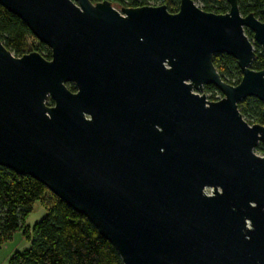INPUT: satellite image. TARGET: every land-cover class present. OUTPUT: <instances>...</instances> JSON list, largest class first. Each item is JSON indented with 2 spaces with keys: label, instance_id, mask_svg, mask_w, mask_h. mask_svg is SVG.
<instances>
[{
  "label": "water",
  "instance_id": "water-1",
  "mask_svg": "<svg viewBox=\"0 0 264 264\" xmlns=\"http://www.w3.org/2000/svg\"><path fill=\"white\" fill-rule=\"evenodd\" d=\"M227 3L0 0L50 50L15 58L0 42V167L86 217L122 264H264V126L237 108L256 99L264 118L245 34L264 55V22ZM216 55L235 60L237 86ZM209 86L219 101L200 95Z\"/></svg>",
  "mask_w": 264,
  "mask_h": 264
},
{
  "label": "trees",
  "instance_id": "trees-1",
  "mask_svg": "<svg viewBox=\"0 0 264 264\" xmlns=\"http://www.w3.org/2000/svg\"><path fill=\"white\" fill-rule=\"evenodd\" d=\"M91 3L109 2L113 7H159L165 6L170 14L178 12L180 0H89ZM201 4V10L214 15L228 12L227 0H192ZM239 13L245 17L252 14L264 22V0H236ZM252 39V34L245 30ZM32 35L27 27L15 16L0 6V42L13 57L28 54V40ZM256 46V45H255ZM251 64L254 71H264V55L258 46ZM38 50L45 60H50V50L38 43ZM213 66L221 80L228 85L237 86L241 73L236 62L226 55L213 57ZM208 93H215L206 87ZM209 100H214L210 95ZM51 106L52 101L48 100ZM238 111L247 123L264 126L263 104L256 99L247 98L237 105ZM46 200V201H45ZM38 203L46 212L45 216L32 230V240L27 251L15 253L9 264H122L114 247L105 240L84 216L76 213L59 201L45 187L27 176H19L0 167V240L13 234L22 233L26 219L33 206Z\"/></svg>",
  "mask_w": 264,
  "mask_h": 264
},
{
  "label": "rangeland",
  "instance_id": "rangeland-1",
  "mask_svg": "<svg viewBox=\"0 0 264 264\" xmlns=\"http://www.w3.org/2000/svg\"><path fill=\"white\" fill-rule=\"evenodd\" d=\"M194 5L197 8H201V4L194 2ZM120 12V9H117ZM253 45L254 51L257 50L254 42L252 39H249ZM260 50V48L258 47ZM28 53L36 52L38 54H43V52L38 50V42L36 39L32 38L28 40ZM26 55V54H25ZM200 95H204L206 100L209 102H217L219 101L222 96L219 92L215 93H208L205 90L202 91ZM213 95L214 100L210 101L209 97ZM246 123L247 120L243 119ZM255 155L259 157H264V145L259 144L256 149L254 150ZM208 194V192H207ZM46 201V200H45ZM46 212L43 208H41L40 204L36 203L33 206L31 213L28 215L23 230L27 233L28 239H26L22 233L13 234L11 238L6 240H0V264H9L10 258L15 253H23L28 250L30 241L32 240V230L34 226L42 220L45 216Z\"/></svg>",
  "mask_w": 264,
  "mask_h": 264
},
{
  "label": "flooded vegetation",
  "instance_id": "flooded-vegetation-1",
  "mask_svg": "<svg viewBox=\"0 0 264 264\" xmlns=\"http://www.w3.org/2000/svg\"><path fill=\"white\" fill-rule=\"evenodd\" d=\"M92 4H97V3H92ZM113 7V6H112ZM115 10H117V9H128V8H130V7H113ZM137 8H141V7H137ZM131 9H134V8H131ZM66 88L72 93V94H77L78 92H79V90H78V87L74 84V85H72V84H68V85H66ZM205 88L206 87H204L203 88V90H205Z\"/></svg>",
  "mask_w": 264,
  "mask_h": 264
}]
</instances>
